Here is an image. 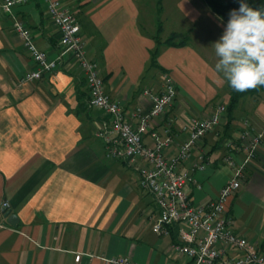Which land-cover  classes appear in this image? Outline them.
Listing matches in <instances>:
<instances>
[{
    "label": "crops",
    "instance_id": "1",
    "mask_svg": "<svg viewBox=\"0 0 264 264\" xmlns=\"http://www.w3.org/2000/svg\"><path fill=\"white\" fill-rule=\"evenodd\" d=\"M59 1L76 16L86 57L97 64L106 94L120 104L132 125L135 109L147 112L151 107L143 92L157 93L167 78L172 81L175 100L164 116L153 120L143 140L151 144V134L169 125L175 137L164 152L166 159L186 140L183 126L228 104L230 90L214 70L213 46L226 23L202 0H171L168 10L167 0L160 1L161 40L171 33L188 38L185 47L162 49L157 63L163 72L149 66L157 0ZM14 14L30 30L37 49L55 59L60 33L46 15L45 2L30 1ZM166 19L171 22L167 29ZM32 69L11 19L0 10V225L5 227L0 228V264H105L96 257L189 264L172 250L178 226L167 237L154 234L159 210L152 198L139 188L129 166L105 156L102 141L94 135L105 116L86 107V84L77 64L64 57L53 76L19 86ZM260 88L240 99L227 134L224 116L178 170L191 172L194 179L185 187L191 202L211 203L231 178L222 161L227 154L224 140L238 137L245 121L262 134L261 147L224 214L235 233L264 249V86ZM202 155L203 169H193ZM4 202L17 219L15 227L6 223ZM223 251L230 258L239 255ZM76 254H84L78 262Z\"/></svg>",
    "mask_w": 264,
    "mask_h": 264
},
{
    "label": "built area",
    "instance_id": "2",
    "mask_svg": "<svg viewBox=\"0 0 264 264\" xmlns=\"http://www.w3.org/2000/svg\"><path fill=\"white\" fill-rule=\"evenodd\" d=\"M30 1L34 0H3L0 5L2 14L11 19L12 31L34 66L18 85L39 81L46 75L53 76L64 57L72 59L85 80L88 107L101 111L105 116L94 134L102 141L105 156L129 166L138 177L139 188L152 198L159 210L152 223L153 233L167 237L171 228L178 226V240L172 250L187 258L189 264H264V249L257 248L235 233L224 214L229 198L240 188L246 169L261 147L262 134L254 132L245 121L244 131L238 137L224 140L227 154L222 161L230 169L231 178L221 188L215 201L194 205L185 193V187L195 183L194 179L191 172H182L178 167L189 159L200 140L216 130L226 114V107L220 105L209 117L192 119L183 126L181 131L187 134L186 140L173 157L166 159L164 152L174 143L175 137L169 125L162 132L151 134V144H145L143 140L153 120L164 116L175 100L176 89L172 81L167 78L162 90L157 93L143 92L151 107L147 112L135 109L136 124L132 125L120 104L106 94L97 64L86 57L80 25L74 13L59 0H43L46 15L60 33V53L51 60L37 49L30 30L14 14L15 8ZM203 162L202 155L193 169H203ZM5 209L7 204L4 202L1 210ZM0 228L5 227L0 225ZM223 248L235 250L239 255L227 257ZM82 255L76 254L74 260L78 262ZM96 259L105 264H134L124 257Z\"/></svg>",
    "mask_w": 264,
    "mask_h": 264
},
{
    "label": "clouds",
    "instance_id": "3",
    "mask_svg": "<svg viewBox=\"0 0 264 264\" xmlns=\"http://www.w3.org/2000/svg\"><path fill=\"white\" fill-rule=\"evenodd\" d=\"M216 73L237 92L264 86V11L240 0L213 43Z\"/></svg>",
    "mask_w": 264,
    "mask_h": 264
},
{
    "label": "trees",
    "instance_id": "4",
    "mask_svg": "<svg viewBox=\"0 0 264 264\" xmlns=\"http://www.w3.org/2000/svg\"><path fill=\"white\" fill-rule=\"evenodd\" d=\"M160 1H156V13L157 18L155 21L156 29L155 33L153 35V40L155 42V47L149 52V66L152 68H155L161 72L164 70L158 65L157 58L160 52L163 48H182L188 45V38L185 35H180L177 33H171L165 40H161L160 35L162 33V24L159 20V13H160ZM207 7L210 9V11L222 22L227 23V20L229 18V12L233 9L239 8L240 0H202ZM245 3H247L250 7L254 9H260L261 11H264V0H244ZM165 73V72H164ZM229 99L228 104L226 105V122L224 125L223 133L224 135L227 134L229 131V126L232 123L233 119V112L238 106V103L241 98L257 94L261 91L260 87H256L254 89H250L244 92H237L233 90L229 85ZM88 100V95H87ZM86 107H88L87 101H86ZM225 137L222 136L220 140L222 141Z\"/></svg>",
    "mask_w": 264,
    "mask_h": 264
},
{
    "label": "water",
    "instance_id": "5",
    "mask_svg": "<svg viewBox=\"0 0 264 264\" xmlns=\"http://www.w3.org/2000/svg\"><path fill=\"white\" fill-rule=\"evenodd\" d=\"M2 212L4 214V218L6 219V223L11 227H15L17 224L15 215L10 214V211H7V209L2 210Z\"/></svg>",
    "mask_w": 264,
    "mask_h": 264
},
{
    "label": "rangeland",
    "instance_id": "6",
    "mask_svg": "<svg viewBox=\"0 0 264 264\" xmlns=\"http://www.w3.org/2000/svg\"><path fill=\"white\" fill-rule=\"evenodd\" d=\"M172 5V2H171V0H167L166 2H165V9L166 10H168V9H170V6ZM156 10H157V8H156ZM150 14H151V16L153 17V14H154V9L153 8H151V10H150ZM157 14V13H156ZM170 24H171V22L169 21V20H165L164 21V25H166V28L165 29H167V26L168 27H170ZM168 31V30H167ZM225 106V105H224ZM226 107V106H225Z\"/></svg>",
    "mask_w": 264,
    "mask_h": 264
}]
</instances>
